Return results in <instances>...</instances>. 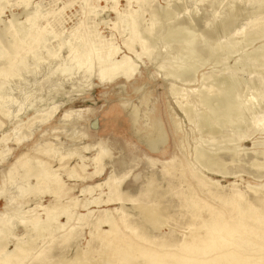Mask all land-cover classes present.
<instances>
[{
	"label": "rangeland",
	"instance_id": "374dc122",
	"mask_svg": "<svg viewBox=\"0 0 264 264\" xmlns=\"http://www.w3.org/2000/svg\"><path fill=\"white\" fill-rule=\"evenodd\" d=\"M192 1L24 0L21 2V0H0V44L12 43L10 34L16 26L15 28L14 26L11 27L10 23H14V25L22 24V29L24 28L27 32H40L47 41L45 48L33 49L25 60L26 64L30 66L32 63L30 60L33 59L35 54L42 59L40 65L30 66V68L33 67V75L27 72V68L21 69L19 77L15 80L12 79L7 84L6 89L12 87L14 88H11L13 92L8 96L4 95L2 99L4 102L8 101L6 103L7 108H4L3 111L9 117V119H6L0 115V123L4 124L0 128V139L3 136L7 137L6 143H0V215L3 216L2 219L12 216L11 224L16 226L23 220L22 217L25 211H30L31 216L38 214L44 219L45 212L40 206L54 203V199L50 194H42L41 183L38 186L35 185L34 175L37 172L35 159H33L26 174H24L25 169L23 168H12L17 157L23 152H30V156L38 155L46 161V156L42 154L44 150H48V155H51L53 150L59 149L62 155L73 153L69 159H66L67 164L63 168L59 167V162L56 159L48 161L53 170H58L57 172L64 182L65 189L69 190V195L60 196L59 200L65 203L69 202L67 197H72L76 199L79 205L73 219H76L79 214H86L87 211H92L91 216L94 218L102 214L106 208H119V205L107 207L103 204L100 206L90 205L88 206L89 210L82 208L83 205L94 199L102 201L108 197L110 189L104 182L112 174L116 179L114 184L122 181V192L125 196L133 199H138V194L146 189L148 180L153 178L159 186L157 188L158 193L164 192L162 204L169 207L168 213L171 217L168 226L159 231H151L150 236L157 241H166L171 238L179 240L183 231H185L184 227L189 214V210L183 211L180 206L182 200L178 196L179 186L175 177L163 176L161 164L158 163L169 159L173 153L176 154L177 152L192 162L196 147L209 153H217L225 162L230 175L222 177L208 171H205L204 175L219 182L221 188H218L215 192L223 197H228L233 192L234 187L231 184L235 186L236 190L245 192L247 197L252 196L251 188L264 184V170H261L260 176H257L256 171L249 166V162L256 154L255 152H259L264 147V131L253 125L249 118L250 113H254L255 118L253 119H264V98H258L260 97L258 89L264 87V70H259L260 65L256 61L258 48L264 45V35L254 39L252 44L244 48L241 47L243 43L238 41L239 43L236 44L238 49L235 53L230 54L225 63H221V60L226 58L224 56L225 46L222 44L227 43L232 35L244 26L247 19L256 17L255 27H258L264 21V6L260 10H255L253 5L249 7L240 5L232 9L228 4L229 0H211L210 4L199 3L194 7ZM167 10L173 14L170 21L163 23L153 19L152 24L148 22L151 13L156 12L158 17H161ZM35 13H37L36 17L31 22L25 21L27 17ZM214 13L217 14L212 22L213 24L209 22L205 25ZM231 15H233V19L229 20ZM120 17L127 19V24L130 19L140 20L142 27L139 28L135 36L134 50L141 53L145 45H149L148 47L152 52L150 58L143 57L140 59L141 61L136 60L137 69L129 81L116 79L110 83L99 84L98 81L90 79L87 83L81 85L77 82L78 74L71 76V78H64L60 72H55L54 68L61 66L64 63L63 60L65 61L68 56V51L60 44H73L75 39L86 41L84 49H89L91 46L95 49L101 48L103 51L117 49L118 58L127 54L124 44L129 41L130 34L127 24L122 30V24L118 20ZM223 22H226V24L228 22L229 27L226 31L220 28V24ZM147 25L150 28L155 26L152 39H150V42L140 45L138 41L143 40V27ZM44 27L46 29L42 31ZM168 27L181 28L180 40L182 43L188 39L198 43L197 53L190 55L186 61L184 60L181 63L182 65L185 63L186 65L183 66L186 67H195L181 79H172L164 75L165 73L173 74V70L176 71L175 67L180 63H176V60L170 58L177 52V54H180L182 51L181 46H179L180 43L176 41L167 42L160 36L166 34ZM76 28L78 30L75 33V38L69 37L70 32ZM53 35L58 37L54 39ZM217 45H222L220 50L216 49ZM47 53L54 54L55 59L47 60ZM165 53L168 56L166 59L169 63L167 67L170 72L167 67L165 69L159 68L161 62L164 61ZM246 54L248 60H246ZM128 56L133 58V55L128 54ZM223 74L233 75L235 78L238 77V79L243 80V82L241 81L233 87L234 90L230 91L229 96H247V105L251 106V110L244 113L245 118L243 117L242 121L245 125L240 128H231L220 121L210 127L208 132H205L206 130H200L196 125L202 120L204 114L201 113L204 110L207 114L206 107L201 104L200 106L199 104L195 105L196 107L194 106L192 110L194 118L190 121L179 109L177 101H181L182 94L193 93V91L196 92L193 93L194 96L196 94L201 96L203 89L199 88L200 85L209 82L208 80L202 81V78L208 76L212 77L210 79L213 82L212 84L214 86L218 84L217 87L221 91L220 85H223L215 81L214 76H222ZM171 86L174 89L173 92ZM248 87L249 90H247ZM198 95L196 96L200 99ZM25 96L29 98L26 103L23 102ZM238 100L241 103L242 98L238 97ZM243 100L245 101V98ZM195 101L197 100L195 99ZM21 105H23L22 108ZM55 106L59 108L50 121L43 125L36 124L40 119L45 118L46 114H49ZM41 109L43 112H34V110ZM66 110H79L86 120L73 122V124L70 123L72 121L60 123L59 118ZM152 114L158 117L166 135V142L159 149L160 152L164 151L161 155L150 152L144 140L140 138L142 133H138L135 129L136 126H146ZM15 115L17 117L13 118L12 116ZM72 117L75 118L73 115ZM132 118L136 120V126L134 127L132 126ZM172 121H175L174 126L178 129L179 139L174 134ZM76 127L78 129L75 134L83 128L86 129V133L93 132L95 136L90 140L85 139L81 142L72 141V139L70 141L68 134L72 133ZM75 134L74 136H76ZM237 136H244V141L240 144L225 142L227 138L232 137L235 139ZM17 139H19L18 144L15 142ZM94 141L101 143L107 150V155L102 161V172L97 174L98 176L94 174L95 166L89 161L96 151L82 149V147L88 146ZM78 148H81V152H83L81 153ZM44 152L46 153V151ZM79 155L84 158V162L81 161ZM232 155L237 157L231 162ZM107 156L109 158H106ZM263 156L258 153V160L263 161ZM150 158L158 162L152 166L148 161ZM82 163L85 165L84 170L79 168ZM6 169H10V175L8 178L3 179V172L1 171ZM69 172L73 176H68ZM121 177H124V180ZM27 184L32 187L31 192L25 198L28 203H16L24 198L21 194V197H17V195L20 190L26 188ZM87 187L92 189L81 192L82 189ZM214 189L215 187H210V190L214 191ZM204 192L200 193L199 198L210 205L217 206V200ZM152 197V195H148L141 200L147 203L151 201ZM10 198L16 199V205L13 203L9 209H6L4 205ZM132 204L136 203L126 201L125 213L131 219L137 221L139 216L137 211L133 210ZM60 220L65 222V218ZM74 225V235L69 241L51 243L47 242L49 240H43L38 247L47 248L53 244L55 255L66 258L83 250L87 246V242L90 241L88 228L81 230L80 225H76L75 222ZM24 229L25 227L18 226L14 234L18 238L25 239ZM97 242V240L92 241L90 246H94ZM13 243L14 240L8 243L7 251L14 248ZM54 259L56 260L57 257Z\"/></svg>",
	"mask_w": 264,
	"mask_h": 264
},
{
	"label": "bare ground",
	"instance_id": "6f19581e",
	"mask_svg": "<svg viewBox=\"0 0 264 264\" xmlns=\"http://www.w3.org/2000/svg\"><path fill=\"white\" fill-rule=\"evenodd\" d=\"M23 1L24 0H21V2ZM210 1L211 0H193L192 2L195 7L199 3L204 4L209 3ZM229 1L228 4L232 9L237 8L240 5H243L244 7L253 5L255 10H260L264 6V0ZM36 14L37 13L27 17L25 21L31 22L36 17ZM216 14L217 13L212 14L210 17L211 19L206 22L205 25L209 22L212 23ZM150 15V20H148L150 24H152L153 19L162 21L163 23L168 22L173 16V14L168 10L164 12L161 17H158L156 12L151 13ZM255 18L247 19L244 26L237 30L227 43L222 44L225 46L224 56H226V58L221 60V63H225L227 57L230 54L235 53L238 49V47H236V44L239 43L238 41L245 44H241V47L244 48L252 44L254 39H258L264 35V21L258 27H255ZM230 19H233V15L229 17V20ZM118 20L122 24L123 30L125 24H127V19H122L120 17ZM10 24L11 27L14 26L15 28L16 26L10 34L12 43L0 44V115L6 119H9V117L5 114L3 109L7 108L6 103L8 101L4 102L2 99L4 95H10L11 92H13L12 89H14L12 87V89H6L7 84L12 79H17L19 77L20 70L23 68H27V72L30 75L34 73L33 67L30 68V66H38L37 64L41 63L42 59L35 54L33 59L30 60L32 61L30 66L29 64H26L25 60L33 49L38 47L45 48L47 45V41L42 33L27 32L24 28L22 29V24ZM127 25V29L130 34L129 41H126L124 44L125 49L128 52L127 54L118 58L117 49L103 51L101 48L95 49L93 46L89 49H84V47H86V41L83 39H75L73 44H60L68 51V56L65 61L63 60L64 63L61 66L56 67V69L54 68L55 72H60L64 78H71V76L78 74V78L76 77L77 82L81 85L87 83L90 79L98 81L99 84L110 83L116 79L129 81L137 69L136 60H140L143 57L150 58L152 52L148 47L149 45H145L146 49H142L141 53L134 50L133 42L135 41V36L138 33L139 28L142 27L140 20L136 18L130 19V22ZM220 26L223 31L228 30L227 28L229 27L228 22L227 24L226 22H223ZM45 29L46 28L44 27L42 31ZM143 29V42L138 41L140 45L151 41L150 39H152L151 37L155 26L150 28L149 25H147L143 27ZM77 30L78 28L71 31L69 37H74ZM160 36H162V38L167 42L176 41L180 43L179 46L182 48L180 54H177V52V55L175 54L176 56L172 55L170 58L172 60H176V63L178 62L180 65L178 64V66L175 67L176 71L173 70V74L165 73V77L172 79L183 78L185 75L190 73L195 66L186 67L183 66L185 63H183V65L181 63L184 60L186 61L190 55L197 53L198 43L192 39H188L182 43L180 40V27H168L166 34L164 36ZM57 37V35H53L54 39ZM222 45H217L216 49L220 50ZM257 53L258 57L256 61L257 64L260 65L259 70L263 71L264 45L258 48ZM128 54L133 55V58L128 56ZM164 56V61H162L159 65V68L161 69H165L169 65L168 60L166 59L168 58L166 53ZM46 57L45 58L47 60L55 59V55L50 53H47ZM245 57L246 60H248L247 54ZM255 67L257 68V66ZM211 78V76L202 78V81L208 80L209 82L206 84L202 83L200 85L199 88L201 90L203 89V94L201 96L196 94L200 96V99L196 95L194 96L196 93H194V91V94H182L181 101H177L179 109L186 115L188 120L191 121L192 118H194L192 110L195 105L199 104L200 106L201 104L203 107H206L207 114H205L206 112L204 110L203 113H201L204 114L202 120H200V117V121L196 125V127L200 128V130H206L205 132H208L210 127L220 121H223L225 124L234 129L244 126V121H242L245 115L244 113L251 110V106L247 105V96H238L242 98L241 103L239 102L238 97L229 96L233 87L238 85V83H241V81L243 82V80L238 79V77L235 78L233 75L229 74L214 76L215 81L223 85H220L222 90L219 91L220 88L217 87L218 84H215V89V86L212 84L213 82L210 80ZM249 89L250 88L248 87L247 90ZM258 90V95L260 96L258 98H264V87L261 89L259 88ZM171 91H174L172 86ZM244 98L245 101L243 100ZM28 99L29 98L25 96L23 102L26 103V101H29ZM195 99L197 101H195ZM23 105H21V108ZM58 108V106L53 107L51 112L49 114L47 113L46 117L40 119L36 124H46L50 121L51 117L58 110ZM41 111L42 109L34 110L35 113ZM253 114L250 113L249 117L251 123L258 126L261 131H264V119H253L255 118ZM72 115L75 116V118H73ZM12 117L14 118L17 116L15 115ZM240 118L241 120H239ZM83 120H86V118L82 116V112L79 110H66L59 118L60 123H69L72 121L70 122L72 124L73 122H83ZM131 121L132 126H136L135 118H132ZM174 123L175 121H172L174 134L177 139H179V135L177 133L178 129L175 128ZM3 125L4 124L0 123V128L3 127ZM77 129L78 128L76 127L75 130L73 129L72 133L68 134L70 141L72 139V141L81 142L85 139L90 140L95 136L93 132L86 133V129L83 128L79 129L78 133L75 134ZM135 129L138 133H142L140 134V138L144 140L145 145L150 152L158 153L159 155L164 152H160L159 149L160 146L165 144L166 135L160 125L158 117L155 114H152L149 117L146 126H136ZM74 134L76 136H74ZM243 141L244 136H237L235 139L229 137L225 142L230 144H240ZM6 142L7 137L3 136L0 139V143ZM15 142L18 144L19 139L15 140ZM82 149L96 151L94 156H92L89 161H91L95 166L94 174H100L102 172V161H104L103 159L107 155V150L101 143H96L95 141L92 144L90 143L88 146L82 147ZM59 150H53L51 155H48V150H44L46 153L42 151V154L46 156L47 161L38 155L30 156V152H23L17 157L12 168H23L25 169L24 174L28 172L33 159H35L37 170L34 175L36 181L35 185L38 186L41 183V190L43 191L42 194H50L54 199V203H49L47 206H40V208H42L45 212L44 219L38 214L31 216L30 211H25L22 217L23 220L16 226H12L11 224V220L13 218L12 216H7L2 219L3 216L0 215V264H264V184L251 188V197H247L245 192L236 190L233 184L231 185L234 187V190L230 196L223 197L216 193L217 189L221 188L219 182L208 178L204 175V172L208 171L215 175H221L222 177L230 175L225 162L217 155V153H209L206 152V150L204 151L201 148L196 147L193 153V162L187 160L186 157H182L177 152L176 154L173 153L169 159H165L162 162H158L157 160L151 158L148 159L150 165L152 166H154L157 162L161 164L163 176L175 177L179 186L178 196L182 200V204L180 206L183 208V211L189 210L188 218L186 219L187 221L184 227L185 231H183L182 237L179 240H173V238H171L166 241H157L150 236L151 231H159L163 227L168 226L171 217L168 213L169 207L162 204V196L164 195V192L161 194L158 193L157 188L159 186L153 178L148 180L146 189L138 194V199H133L125 196L122 192V181H118L114 184V181L116 180L115 177H113V174L111 176L109 175L110 177L108 180L104 182V184L108 186V189H110L108 197L102 201L99 199H92L93 201L86 203L82 206V208L89 210L88 206H100L101 204H103V206L106 205L107 207L119 205V208H106L102 214H99L94 218L91 216L92 211H87L86 214H79L76 219H73L74 213H76L79 205L77 204L76 199L72 197H67L69 202L65 203L59 200L60 196H68L69 190L65 189L64 182L62 181L60 174L57 172L58 170H53L48 162L50 159H56L59 162L60 168L66 166V159H69L73 153L62 155ZM78 150L81 152V148H78ZM263 152L264 147L259 152H255L256 154L249 162V166L256 171L257 176H260V171L264 170V160H258V153L263 156ZM80 155L79 158L82 162H84V158ZM236 157V155H232L231 162L234 161ZM106 158L109 157L107 156ZM79 168L84 170L85 165L82 163ZM1 172H3V179L8 178L10 175V169H6ZM68 176L71 177L73 175L69 172ZM123 178L124 177H121V179ZM97 186L99 187L100 185ZM211 186L215 187L214 191L210 190ZM31 189V185L27 184L24 190H20L17 197H21V194L24 198H21L19 202L16 203H28L25 198L28 193L31 192ZM91 189L92 188L87 187L82 189L81 192H86ZM203 192L208 194L211 198L217 200L218 205H210L200 199L199 195ZM148 195L153 196L151 201L146 203L144 200H141L143 197H147ZM15 201L16 199L13 200L10 198L4 206L6 209H9ZM126 201L136 203L132 204V208L137 211L139 216L137 221L131 219V217L125 213ZM61 218H65V222H62L60 220ZM74 222L76 225H80L81 230L86 227L88 228L90 241L87 242V246L83 250L75 252L72 256L66 258L55 255V246L53 244L47 248L38 247L39 243L43 240H49L47 242L51 243H54L55 241L58 243L69 241V239H71L74 235ZM18 226L25 227V239L18 238L14 234ZM162 236L164 237V235ZM12 240H14V248L11 251H7V245ZM95 240L98 242L94 246H90V243ZM55 257H57L56 260L54 259Z\"/></svg>",
	"mask_w": 264,
	"mask_h": 264
}]
</instances>
